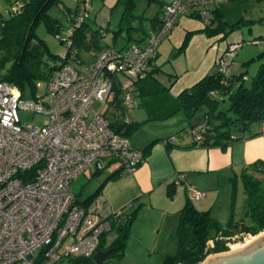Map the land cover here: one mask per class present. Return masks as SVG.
Here are the masks:
<instances>
[{
    "label": "built area",
    "instance_id": "1",
    "mask_svg": "<svg viewBox=\"0 0 264 264\" xmlns=\"http://www.w3.org/2000/svg\"><path fill=\"white\" fill-rule=\"evenodd\" d=\"M222 1L171 0L163 7L160 28L149 32L144 44L124 50L107 44V32L101 28L105 48L96 55L88 53L94 59L86 64L77 57L71 38L87 19L90 0H75L74 20L56 37L66 48L60 56L63 64L45 82L44 94L25 97L17 87L0 82V264H56L66 256L94 253L111 222L97 209L75 203L71 182L110 165L133 171L144 155L129 137L111 128L106 111L91 112L92 104H109L118 91L124 112L134 109V83L151 74L157 48L176 18L183 14L208 20L213 5ZM241 46L228 45L215 62L216 70L227 75ZM20 112L42 115L44 123H23ZM122 120L129 122L126 115ZM205 129V122L190 129L195 144L202 141ZM174 140L169 136L161 142ZM174 184H181V176ZM186 191L193 201L203 198L193 187ZM123 211L114 212L113 218L121 219Z\"/></svg>",
    "mask_w": 264,
    "mask_h": 264
},
{
    "label": "trees",
    "instance_id": "2",
    "mask_svg": "<svg viewBox=\"0 0 264 264\" xmlns=\"http://www.w3.org/2000/svg\"><path fill=\"white\" fill-rule=\"evenodd\" d=\"M6 1L16 10H11L7 19L1 16L4 26L0 28V82L17 87L23 95L25 90L29 89L32 97L36 93V85L46 82L52 72L63 64L60 56L52 54L45 41L38 38L37 27L42 24L47 33L57 37L60 33L65 32L69 23L74 20L77 14V5L75 3L74 9L70 10L64 8L62 0ZM140 4L144 7L139 13L137 8ZM151 5L158 7L157 12L152 18L147 19L143 13ZM165 5L160 4V0H116L113 7L109 9L110 18L113 10H119L116 27L113 29L110 26V20L101 27L107 34H111L109 45L115 47L121 40L124 46L119 50L127 49L131 45H142L149 32L160 28ZM55 6H60L66 12L67 18L64 23H60L49 14V11ZM190 17L203 20L198 15ZM203 21H207L203 30L186 33L179 52L185 51L191 37L198 32L204 33L208 37L219 34L227 37L229 31L232 30L223 20V14L216 6L211 9V17ZM147 23L150 30L145 27ZM100 29H93L88 20H84L80 27L74 30L71 39L72 48L76 50L77 57L80 51L96 55L105 48V43L101 41L99 35ZM230 44L234 43L228 45ZM256 59L262 61L247 85L245 84L246 80L243 79L246 77V72L238 75L229 73L225 75L215 69V72L206 75L195 85L179 94L180 109L189 119L197 112L203 111V122H205L206 129L203 132L202 141L198 144L194 143L195 146L218 148L224 151L235 140L264 134V131L255 134L249 133L251 127L255 125L264 126V53ZM256 59L253 58L244 63V67L246 68ZM156 71L153 65L149 76L134 83L135 90L139 91L140 96L154 95L168 90V86L161 85L154 77ZM235 83L238 85L232 91ZM120 95L121 93L118 91L114 93L113 99L109 103L114 112L109 114L106 112L105 116L116 133L129 137L139 128L140 124L125 123L121 119L124 108ZM155 142L157 141L151 142L142 151L144 157ZM101 172L94 173V176H99ZM117 176L118 173H113L106 177L96 190L83 201L74 195L75 203L86 210L90 209V206L102 194L105 183ZM238 179L241 181L244 192L241 219L235 221L231 215L230 220L222 225L211 216L210 211H199L187 194L184 205L179 211L176 229L177 251L172 256H164L160 264H200L210 254L228 251L227 244L233 237L243 234L254 236L264 231V160H257L249 164L239 174H233L230 178L232 210ZM175 189L176 185L173 181L166 188L168 198L174 196ZM139 208L140 205L131 213L123 211V217L119 220L113 218V213L105 217L111 222L110 231L114 230L117 233L116 238L109 245L106 244L108 232H105L101 235L99 245L91 256H66L56 264H96L92 258L100 250H111V252L98 264H107L106 261L110 258L121 259L124 256L131 224L136 219ZM210 241L213 243L211 247L208 245Z\"/></svg>",
    "mask_w": 264,
    "mask_h": 264
},
{
    "label": "crops",
    "instance_id": "3",
    "mask_svg": "<svg viewBox=\"0 0 264 264\" xmlns=\"http://www.w3.org/2000/svg\"><path fill=\"white\" fill-rule=\"evenodd\" d=\"M170 2L171 0H160L162 5ZM63 6L69 9L65 3ZM215 6L225 16L221 4ZM64 13L67 18L65 11ZM206 22L180 14L168 35L159 44L154 60V68L157 70L154 77L161 85L168 86L167 91L140 96L134 85L133 94L135 100H138L136 108L129 114V122L138 123L140 126L129 139L132 145L141 151L151 142H157L133 171H124L117 165H110L99 176H95L100 177L108 169L110 171L106 177L118 173L115 179L105 183L102 194L95 201L103 211V214H100L102 217L123 208L133 209L136 205H140V208L149 206L151 209L160 210L166 217L176 215L184 205L187 187H193L203 193V198L192 202L200 206L199 211H205L210 202L207 195L211 196V191L215 190L218 183L226 180L228 176L231 178L233 174L240 173L249 164L264 160V134L235 140L224 151L218 148L197 147L194 144L190 129L203 122V111L197 112L189 119L180 109L178 96L206 75L215 72L217 58L229 43L236 42L228 41V37H223L222 34L208 37L198 32L191 37L185 51L179 52L186 33L203 30ZM146 26L148 28L149 24ZM108 36L110 37L106 38V43L110 44L111 34ZM116 46V49H121L124 43ZM228 73L234 75L230 71ZM237 85L235 83L233 87L236 88ZM169 136H175V140L168 145L162 144L161 140ZM89 175L93 177L94 173L91 171ZM177 176H181V184L176 186L174 196L168 198L166 188ZM172 219L176 220V217L173 216Z\"/></svg>",
    "mask_w": 264,
    "mask_h": 264
},
{
    "label": "rangeland",
    "instance_id": "4",
    "mask_svg": "<svg viewBox=\"0 0 264 264\" xmlns=\"http://www.w3.org/2000/svg\"><path fill=\"white\" fill-rule=\"evenodd\" d=\"M62 2L65 3L69 9H74L75 0H62ZM115 2L116 0L90 1L89 15L86 20H88V23L93 29H100V27L104 26L109 19L110 26L113 29L116 27L119 10H113L111 18L109 15V9L113 7ZM220 4L221 9L225 14V16H223V20L227 23V25H229V27L232 28L227 36L228 41H236L235 43H240L242 45L233 57L229 66V71L234 75L246 72L248 80L245 81V84L247 85L249 84L251 78L255 75L258 66L262 61L256 58L260 54L264 53V0H243L241 2L238 0H226L220 2ZM143 7L144 6L142 4L138 5L137 11L140 13ZM157 8L158 7L156 5H151L143 13V16L145 18L152 17ZM11 10L12 5L8 1L0 0V15L2 18L7 19L10 16ZM49 14L60 23L65 22L66 16L64 10H62L60 6L53 7L49 11ZM145 27L147 26L145 25ZM36 34L39 39L45 41L52 54L58 56L65 54V46L60 43L55 36L47 33L42 24L37 27ZM108 34L110 35V33ZM108 34L107 37H110ZM254 40H257L258 44L251 43ZM121 42L118 41V46L116 47H119L120 44L123 43ZM79 58L86 64H89L94 59L93 56L85 53L84 51L79 52ZM253 58L256 60L252 61L246 68L242 66L243 63L248 60L250 61ZM234 89L235 87H233V90ZM44 90L45 82L40 84L35 94H44ZM24 96L31 97L29 89L25 90ZM137 100L138 99L135 100L136 104ZM134 109L128 111V113L124 112L121 119H124L125 115L129 118V114H131ZM97 111H106L108 114L114 112L110 104H103L95 101L92 104L91 112ZM19 116L23 123H32L38 126L42 125L45 120L44 116L33 115L29 112H20ZM260 131H264V126L255 125L251 127L249 133L255 134ZM109 171V169L105 170L98 178L95 176L91 177L89 175L91 174V171H87L86 173L80 175L71 182L73 194L77 196L80 201H83L96 190L100 181L109 174ZM229 178L230 177L228 176L226 180L218 183L215 190L211 191V196L210 194L207 195L210 202L208 203L206 210L210 211L211 216L222 225H225L230 220L231 215L235 221H239L242 217L243 211L244 192L241 181L238 179L236 182V191L232 210V183ZM216 191H218V193H216ZM194 204L195 207L199 209L200 206H198L196 202ZM137 206L139 205H136L133 209H123H125L124 212L127 211V213H131ZM93 208L94 210L97 209L99 214H103L99 204L94 202L90 206V209ZM173 216L176 217V220L172 219ZM178 221L179 213L166 217L160 210L151 209L149 206H142V208H139L138 210L136 219L131 224L124 256L121 259L110 258L106 261L107 264H160L164 256H172L177 251L176 229ZM261 233H264V231H261L254 236L243 234L233 237L227 244L229 248L228 251L235 250L246 245ZM116 236V231H109L106 238V244L109 245L116 238ZM212 244V241L208 243L210 247Z\"/></svg>",
    "mask_w": 264,
    "mask_h": 264
},
{
    "label": "water",
    "instance_id": "5",
    "mask_svg": "<svg viewBox=\"0 0 264 264\" xmlns=\"http://www.w3.org/2000/svg\"><path fill=\"white\" fill-rule=\"evenodd\" d=\"M110 252L111 250L96 252L93 262L101 263ZM200 264H264V233L235 250L208 255Z\"/></svg>",
    "mask_w": 264,
    "mask_h": 264
}]
</instances>
